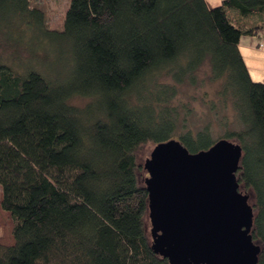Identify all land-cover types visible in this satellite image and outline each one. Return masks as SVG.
Wrapping results in <instances>:
<instances>
[{
	"label": "trees",
	"instance_id": "obj_1",
	"mask_svg": "<svg viewBox=\"0 0 264 264\" xmlns=\"http://www.w3.org/2000/svg\"><path fill=\"white\" fill-rule=\"evenodd\" d=\"M64 14L53 30L31 0H0V30L26 26L63 62V79L0 62V204L14 236L0 264H170L151 247L138 153L171 138L191 153L240 144L236 178L264 264V82L239 50L264 31V0H69ZM204 64L220 84L206 104L234 117L215 139L211 120L175 103L180 86L204 82Z\"/></svg>",
	"mask_w": 264,
	"mask_h": 264
},
{
	"label": "water",
	"instance_id": "obj_2",
	"mask_svg": "<svg viewBox=\"0 0 264 264\" xmlns=\"http://www.w3.org/2000/svg\"><path fill=\"white\" fill-rule=\"evenodd\" d=\"M241 156L227 138L194 153L175 138L152 148L142 165L153 252L170 264H258L253 205L236 178Z\"/></svg>",
	"mask_w": 264,
	"mask_h": 264
},
{
	"label": "rangeland",
	"instance_id": "obj_3",
	"mask_svg": "<svg viewBox=\"0 0 264 264\" xmlns=\"http://www.w3.org/2000/svg\"><path fill=\"white\" fill-rule=\"evenodd\" d=\"M209 5H219L222 0H206ZM31 4L36 6L44 15L45 24L53 30L62 29L63 19L65 16V10L69 4V0H31ZM27 27L16 23L10 27H1L0 30V62L6 64L12 70L24 72L26 64L32 65L35 70H40L47 75V72L52 74V78H62L60 71L63 65L62 60L57 57V49L48 43L36 44V38H33L32 32H28ZM20 36V37H19ZM33 39V40H32ZM239 43V50L241 51L243 60L246 62L248 72L253 81L264 82V31L258 32L253 36L244 35ZM33 46V47H32ZM36 48L33 52L32 48ZM33 56V57H32ZM200 77H204V82L200 86H180L178 89L177 99L175 103H179L181 100L188 103L189 107L194 108L191 120L196 124L204 123L207 120H211L214 124L213 138H218L222 135L224 130L219 128L217 122L226 119L228 123L232 125L234 120L233 112L229 110L225 114L220 111L218 115L213 114L210 111V107L206 104L208 98L214 99V94L219 87V82H209L208 66L204 64L199 72ZM83 98H77L75 101L82 104ZM192 121V122H193ZM236 143L235 140H232ZM155 145L150 144L142 147L139 150V161L144 163L145 159L150 156V151ZM147 175V174H146ZM242 192V191H241ZM243 193L249 194L247 190H243ZM2 198L0 188V201ZM250 203V200H249ZM147 229L150 232V222H148ZM12 219L11 215L4 211L0 204V244L10 245L14 242V236H12Z\"/></svg>",
	"mask_w": 264,
	"mask_h": 264
}]
</instances>
